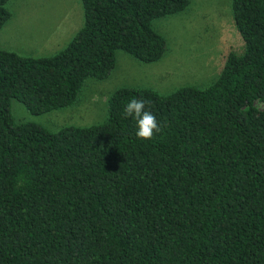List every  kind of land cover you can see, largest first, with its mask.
<instances>
[{"label":"trees","instance_id":"obj_1","mask_svg":"<svg viewBox=\"0 0 264 264\" xmlns=\"http://www.w3.org/2000/svg\"><path fill=\"white\" fill-rule=\"evenodd\" d=\"M187 4L80 0L61 49H0V264H264V0H231L242 47L203 87L116 88L102 123L55 131L10 115L12 98L33 114L73 104L117 50L157 60L151 21ZM133 98L157 118L150 140L123 114Z\"/></svg>","mask_w":264,"mask_h":264},{"label":"rangeland","instance_id":"obj_2","mask_svg":"<svg viewBox=\"0 0 264 264\" xmlns=\"http://www.w3.org/2000/svg\"><path fill=\"white\" fill-rule=\"evenodd\" d=\"M231 0H188L180 12L153 19L151 28L164 40V51L142 63L114 52V66L104 79L87 78L73 104L33 114L9 101L14 122H33L55 131L61 126H89L106 118V98L120 87L149 88L159 94L217 76L229 50L242 41L232 24ZM9 17L0 27V49L24 56H45L61 49L82 24L80 0H7ZM260 107H262L260 105Z\"/></svg>","mask_w":264,"mask_h":264},{"label":"clouds","instance_id":"obj_3","mask_svg":"<svg viewBox=\"0 0 264 264\" xmlns=\"http://www.w3.org/2000/svg\"><path fill=\"white\" fill-rule=\"evenodd\" d=\"M146 101L143 98H133L123 109L125 118L132 117L136 120V137L141 140H150L154 133L161 129L158 125L156 116L146 109Z\"/></svg>","mask_w":264,"mask_h":264}]
</instances>
